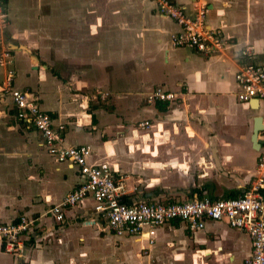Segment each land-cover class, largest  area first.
<instances>
[{"label":"crops","instance_id":"0c3cea01","mask_svg":"<svg viewBox=\"0 0 264 264\" xmlns=\"http://www.w3.org/2000/svg\"><path fill=\"white\" fill-rule=\"evenodd\" d=\"M170 1L194 11L195 0ZM4 3L0 50L12 61L0 66V224L32 222L22 253L0 245V264H242L250 238L224 220L192 230L172 219L150 243L147 230L109 229L92 195L56 219L49 209L84 176L48 153L2 84L13 69L12 87L63 126L66 147L89 145L90 164H109L125 203L237 197L264 152V101L239 100L235 80L245 47L264 67V0H208L205 22L226 40L211 54L174 45L180 26L152 0ZM158 87L175 98L148 101Z\"/></svg>","mask_w":264,"mask_h":264},{"label":"built area","instance_id":"2783aa9c","mask_svg":"<svg viewBox=\"0 0 264 264\" xmlns=\"http://www.w3.org/2000/svg\"><path fill=\"white\" fill-rule=\"evenodd\" d=\"M159 13L173 19L179 26V32L170 34L171 42L179 47H191L199 53L211 54L224 48L226 40L217 29H212L205 22L208 0H195L194 11L187 15L184 10L170 0H152ZM7 23L4 0H0V29ZM242 64L235 73L238 85V98L241 101L252 99L264 101V67L255 61L250 47L241 49ZM11 55L0 50V66L11 63ZM14 70L8 68L2 88L8 91L16 107L20 120L28 119L43 138L50 155L59 162L77 165L84 176L83 183L65 195L49 212L60 220L63 210L77 204L87 195L96 200L95 209L107 220L109 229L116 234L143 235L147 230L152 242L154 230L159 225L172 219L184 221L187 226L201 229L205 220H224L226 223L246 235L251 241V251L242 264H264V152L258 158L250 185L237 197L212 200L195 198L182 202L122 201V187L111 174L108 163L92 165L88 162L91 153L89 145L65 146L60 125L53 127L49 113L29 99L28 93L12 87ZM106 94L102 95L105 98ZM174 92L154 89L147 97L148 101L172 100ZM148 125V121L139 123ZM30 221L21 216L16 222L0 224V245L5 253L18 255L25 248L24 235ZM151 235V236H150Z\"/></svg>","mask_w":264,"mask_h":264},{"label":"water","instance_id":"95a60500","mask_svg":"<svg viewBox=\"0 0 264 264\" xmlns=\"http://www.w3.org/2000/svg\"><path fill=\"white\" fill-rule=\"evenodd\" d=\"M258 132V131H257ZM257 132L255 133V135L257 134Z\"/></svg>","mask_w":264,"mask_h":264}]
</instances>
